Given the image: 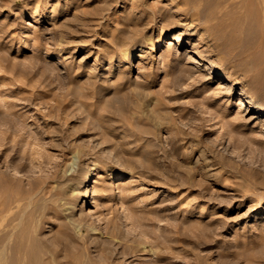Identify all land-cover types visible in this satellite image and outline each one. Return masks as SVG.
Segmentation results:
<instances>
[{
	"label": "rangeland",
	"instance_id": "obj_1",
	"mask_svg": "<svg viewBox=\"0 0 264 264\" xmlns=\"http://www.w3.org/2000/svg\"><path fill=\"white\" fill-rule=\"evenodd\" d=\"M182 1L0 0L5 264H264V3Z\"/></svg>",
	"mask_w": 264,
	"mask_h": 264
},
{
	"label": "bare ground",
	"instance_id": "obj_2",
	"mask_svg": "<svg viewBox=\"0 0 264 264\" xmlns=\"http://www.w3.org/2000/svg\"><path fill=\"white\" fill-rule=\"evenodd\" d=\"M236 2V0H234ZM233 0H183L182 2L187 4V5H192L196 12H199L200 8H211V6L214 4L215 7V14L211 15V17L209 18V28H210V34H212V36L214 37H220L221 35H226L228 34L229 36H234L235 35V30L237 29L238 25H239V21L237 20V13L236 11H234L233 9H231V7L229 9H224L221 10L222 7H226L227 5L232 4L233 5ZM241 1V0H240ZM239 1V2H240ZM243 1V0H242ZM248 1V0H247ZM246 2V1H245ZM254 2V1H253ZM242 3V2H241ZM262 3H264V0H262ZM181 4V3H180ZM239 4L236 6L238 9ZM251 4V3H250ZM257 4V3H256ZM249 4H246V6ZM261 5V4H260ZM192 7V8H193ZM213 7V6H212ZM241 7V6H240ZM251 7V6H248ZM246 7V8H248ZM258 7V6H257ZM191 8V7H190ZM189 8V9H190ZM219 9V10H217ZM223 9V8H222ZM250 9V8H248ZM261 9V8H260ZM241 10V9H240ZM262 11V10H261ZM191 12V11H190ZM193 12V11H192ZM239 12V11H237ZM248 12V11H247ZM251 12V11H250ZM258 12V11H256ZM200 13V12H199ZM208 13V12H207ZM212 13V12H211ZM210 13V14H211ZM243 13V12H242ZM259 13V12H258ZM250 14V13H249ZM263 14V13H262ZM192 15V14H191ZM206 15V14H205ZM257 15V14H256ZM261 15V14H260ZM198 16V15H197ZM205 17V16H204ZM258 17V16H257ZM261 17V16H260ZM259 17V18H260ZM201 19V18H200ZM206 20V19H205ZM207 23V22H206ZM262 24V22H261ZM260 25V24H259ZM240 27V26H239ZM260 28V27H259ZM207 29V28H206ZM206 32V31H205ZM204 33V32H203ZM238 33V32H237ZM261 33V32H260ZM262 37V36H261ZM264 38V37H262ZM229 39V38H228ZM230 40V39H229ZM236 40V39H235ZM233 43V42H232ZM205 69H207V72H214V73H219V70L216 69V67H212V66H207ZM221 82H224V80H221ZM242 102V101H241ZM253 107H256V105L252 102L249 104L248 109H252ZM259 110V109H258ZM149 151V150H148ZM150 155V154H149ZM105 167V166H104ZM92 172V171H91ZM91 172L85 174L86 178H84L85 176H80V178L78 179V184L77 186L79 187V189H81V194H86L88 193L89 189L87 186V182L89 180H93L94 177H91ZM82 177V178H81ZM125 178V176L123 174H117V177L114 179V184H110L105 186L102 191H106L108 194H110V192L112 191V189L118 185L120 186L122 183V180ZM84 186L83 188L81 186ZM58 186V185H57ZM76 187V184L75 186ZM81 187V188H80ZM106 189V190H105ZM64 191V190H63ZM55 193V191H54ZM63 193V192H62ZM73 193V192H72ZM58 194V193H57ZM69 194V193H68ZM62 195V194H61ZM67 195V194H66ZM57 197V196H56ZM68 197V196H67ZM72 197V196H71ZM75 198H77V196H74ZM26 199V198H25ZM55 199V198H54ZM71 200V199H70ZM73 200V199H72ZM5 203V202H4ZM15 203V202H14ZM54 203V202H53ZM1 204V202H0ZM37 204V203H36ZM4 207V206H3ZM25 207V206H24ZM53 207V206H52ZM4 209V208H3ZM27 210V209H26ZM63 210V209H62ZM14 211V210H13ZM50 211V210H49ZM53 211V209H52ZM65 211V210H64ZM40 212V211H39ZM59 213V212H58ZM23 215V214H22ZM40 215V214H39ZM67 215V214H66ZM3 217V216H2ZM39 217V216H38ZM37 217V218H38ZM20 219V218H19ZM7 221V220H6ZM5 221V222H6ZM19 221V220H18ZM42 221V220H41ZM23 222V221H22ZM22 222L17 223V222H13L11 220H8L5 224H3V219L0 217V264H5V252H9L10 254H17L19 256V254H25L26 255V259H30L32 257H34V255H36L37 253L39 254L38 251H36L34 249L32 245H34L33 239L28 238V234L26 235L25 233V224H23ZM41 223V222H40ZM66 224V223H64ZM79 225V224H78ZM30 229V228H29ZM94 229V227H93ZM34 231V230H33ZM30 233V232H29ZM114 233V231H113ZM36 234V233H35ZM116 234V233H115ZM37 236V235H35ZM31 237V236H30ZM60 237V236H59ZM61 238V237H60ZM63 238H61L62 240ZM42 240V239H41ZM63 241V240H62ZM49 242V241H48ZM141 242V241H140ZM145 242V241H144ZM31 243V244H30ZM142 243V242H141ZM143 244V243H142ZM152 244V243H151ZM167 244V243H166ZM49 245V244H48ZM128 245V244H127ZM158 245V244H156ZM168 245V244H167ZM138 245L136 244H130V248L134 249L135 251L138 248ZM137 247V248H136ZM155 247V246H154ZM154 247H149L148 245H143V249L142 250H146L149 253H157V248ZM173 247V246H172ZM49 248V247H48ZM47 249V248H46ZM168 250V248H166ZM171 249V248H170ZM103 250L105 251V247L103 248ZM172 250V249H171ZM45 251V250H44ZM166 252V251H165ZM164 252V253H165ZM89 253V252H88ZM168 253V251H167ZM80 254V253H79ZM82 254V253H81ZM91 254V253H90ZM24 255V257H25ZM40 255V254H39ZM107 255V254H106ZM167 255V254H166ZM168 256V255H167ZM20 257V256H19ZM22 257V260H24L25 258ZM57 257V256H56ZM109 257V256H108ZM21 258V257H20ZM39 258V257H38ZM90 258V256H89ZM88 258V259H89ZM93 258V257H92ZM91 258V259H92ZM105 258H107V256H103L101 257V260H105ZM112 258V257H111ZM76 259V258H75ZM88 259H86L88 261ZM48 260V259H47ZM45 260V263H47ZM82 260V259H81ZM80 260V261H81ZM29 261V260H28ZM27 261V262H28ZM33 261V260H32ZM83 261V260H82ZM154 261V260H153ZM13 262V261H12ZM11 262V263H12ZM85 262V261H84ZM98 262V261H97ZM105 262V261H104ZM19 263V262H18ZM23 263V261H22ZM31 263V262H30ZM41 263V262H40ZM78 263V261H77ZM75 263V264H77ZM87 263V262H86ZM102 263V262H101ZM13 264V263H12ZM21 264V263H20ZM43 264V263H42ZM89 264V263H88ZM90 264H92V262H90ZM95 264V263H94ZM105 264V263H102ZM192 264V262H191Z\"/></svg>",
	"mask_w": 264,
	"mask_h": 264
}]
</instances>
